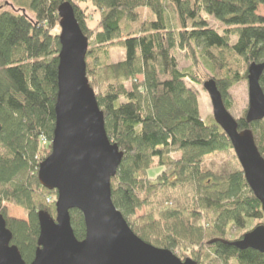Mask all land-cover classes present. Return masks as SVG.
I'll use <instances>...</instances> for the list:
<instances>
[{
    "label": "trees",
    "instance_id": "16d2710c",
    "mask_svg": "<svg viewBox=\"0 0 264 264\" xmlns=\"http://www.w3.org/2000/svg\"><path fill=\"white\" fill-rule=\"evenodd\" d=\"M12 1L35 16L0 10V206L24 261L30 264L38 248V213L56 218V203L47 199L57 193L40 184L38 173L51 153L55 128L61 49L55 29L59 8L70 3L89 39L87 77L98 92L107 135L124 153L111 181L112 201L132 231L173 253L198 245L197 264H264L263 254L231 245L244 236L231 240L233 228L247 233L254 220L264 222L262 206L223 130L213 117H201L198 96L186 83L200 85L201 79L178 64V53H184L202 66L230 111L229 90L247 80L251 64L264 63V16L258 13L264 0ZM82 5L99 12V31L88 26ZM209 18L225 27L223 34ZM113 48L124 49L126 59L106 63ZM261 85L264 90V74ZM263 121L248 125L244 116L238 123L240 130L253 131L264 157ZM224 152L234 155L237 171L222 176L205 167L208 157ZM155 162L164 171L153 180L149 171ZM189 186L194 209L153 201ZM4 204L25 210L27 221L9 218ZM143 209L147 212L132 223ZM188 214H207V230L196 229ZM71 222L76 238L84 240L82 214L72 211ZM203 246L207 254L199 252Z\"/></svg>",
    "mask_w": 264,
    "mask_h": 264
},
{
    "label": "water",
    "instance_id": "95a60500",
    "mask_svg": "<svg viewBox=\"0 0 264 264\" xmlns=\"http://www.w3.org/2000/svg\"><path fill=\"white\" fill-rule=\"evenodd\" d=\"M59 17L61 49L55 128L51 154L40 164L38 173L40 184L57 193L56 218L46 212L38 213V248L30 264H197L144 242L114 206L111 181L118 174L124 153L107 135L104 113L87 77L89 39L70 3L59 8ZM263 74L264 63L250 65L249 108L245 117L248 125L264 120ZM203 87L211 100L214 121L229 139L264 214V157L254 133L240 130L215 80H208ZM72 211L80 212L84 218L86 236L82 241L74 234ZM12 241L6 219L0 214V264H27ZM231 245L240 251L254 250L264 255V225Z\"/></svg>",
    "mask_w": 264,
    "mask_h": 264
},
{
    "label": "rangeland",
    "instance_id": "374dc122",
    "mask_svg": "<svg viewBox=\"0 0 264 264\" xmlns=\"http://www.w3.org/2000/svg\"><path fill=\"white\" fill-rule=\"evenodd\" d=\"M82 7L85 8L86 14L88 16V26L93 31H99L100 29V14L97 12L91 5L85 6L82 5ZM0 10H7L17 13L26 14L30 19L34 20L35 16L26 8L20 7L18 5H13L12 0H0ZM260 15L264 16V9L260 7L259 12ZM210 25L216 29L220 34H223L225 27L214 20L213 18H209ZM61 29L58 26L55 29V33L58 35L60 34ZM234 41V40H233ZM93 43V42H92ZM110 55L108 60H106V63L114 64L118 62H122L126 59V51L122 48H113L109 51ZM178 64L179 69L182 71H191L194 74H197L199 79H201L202 83L200 85L192 84L190 81H187V85L189 88H191L198 96L199 101V111L201 114V117L204 121L211 120V117H213V108L211 104L210 97L206 90L203 87V83L208 80H211V78H206L207 73L204 71L202 66H197L192 62V60H189L187 56L184 53H178ZM142 80V78H140ZM129 87V86H128ZM96 95L98 94L97 91H95ZM229 101L231 102V109L230 113L231 115L238 121L244 116L246 117V114L248 112L249 108V87H248V79L242 80L241 82L237 83L234 87H232L229 92ZM264 123V121H263ZM259 140L257 139V142ZM43 146L46 147L49 144L44 141ZM51 154V153H50ZM176 157V156H173ZM237 159V158H236ZM236 159L234 155L230 152H224L222 154H218L215 156H210L205 160V167L208 168V170H212L215 174L227 176L234 171L238 170V164L236 162ZM238 161V160H237ZM239 163V162H238ZM240 165V164H239ZM164 170L162 168H159L158 163L155 162L151 170L149 171V176L155 180L157 176L162 173ZM52 192V191H49ZM194 188L189 186L186 188H176L171 191H169L167 194L159 195L157 198L153 199V201L159 206V204H165L166 202L173 203V205H177L180 207H184L187 210L194 209L193 205V199H194ZM57 197L54 199L53 197H49L47 199V203L51 204L53 202L56 203ZM194 207V208H193ZM3 208H6L7 214L9 218L17 219V220H23L27 221V213L22 208L4 204ZM146 209H143L141 212L137 213L136 217L133 218L132 223H135V220H138L140 217H142L145 214ZM2 213V208L0 209V214ZM204 215H199V217H191L190 214H188V219L193 223L194 226H196V229H199V227L204 228L207 230V222L208 218ZM263 219V218H262ZM264 224L263 220H254L251 222L247 228H249L250 231H252L254 228H256L259 225ZM248 231V232H250ZM247 232V233H248ZM245 232H239L237 228H233L231 240H238L241 235H245ZM207 243V241H205ZM189 243H186L188 245ZM199 246L196 245L194 247H184L183 249L175 250L174 254L178 257L181 256L182 260L185 261L187 259H191L196 262L195 254L199 250ZM205 254L208 253L207 246H203L202 249L199 252H202ZM198 255V254H197ZM197 263V262H196ZM210 262L208 261V263Z\"/></svg>",
    "mask_w": 264,
    "mask_h": 264
}]
</instances>
